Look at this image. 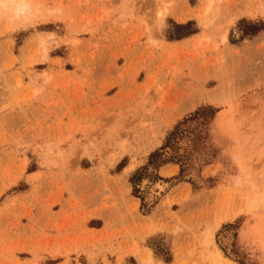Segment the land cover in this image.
<instances>
[{
    "label": "rangeland",
    "instance_id": "obj_1",
    "mask_svg": "<svg viewBox=\"0 0 264 264\" xmlns=\"http://www.w3.org/2000/svg\"><path fill=\"white\" fill-rule=\"evenodd\" d=\"M25 1L0 5V264H264V0ZM128 198L174 237L78 231Z\"/></svg>",
    "mask_w": 264,
    "mask_h": 264
},
{
    "label": "crops",
    "instance_id": "obj_2",
    "mask_svg": "<svg viewBox=\"0 0 264 264\" xmlns=\"http://www.w3.org/2000/svg\"><path fill=\"white\" fill-rule=\"evenodd\" d=\"M155 146H153L152 148H154ZM129 163L124 168H126ZM139 166L140 164L137 163L136 167L128 171L126 175L134 172L135 169H137ZM178 172V166L172 163L164 164L158 170L159 176L163 179L172 178L177 175ZM124 200L125 201L119 200V203H117L116 207L112 206L107 210L101 209V207L98 205V208L100 209L93 214H89L87 218H84L83 225L78 229V231L80 232L82 230L83 234H89L90 232H92L91 234L93 235L95 233L98 235L120 234L123 241H130V248H133L134 242H136L140 247V244L144 240V238H148L150 236H153L154 234H158L163 232L164 230H168L165 229V227H160V214L163 210H165L163 209V207H160L159 205L158 207L154 208L149 215L144 216L139 213V210H135L138 204L135 199L128 198ZM92 209H96V206H94ZM90 223L97 224L95 226H89ZM139 230H142L141 234L137 233ZM168 231L169 238L172 239L174 237V233L171 229H169Z\"/></svg>",
    "mask_w": 264,
    "mask_h": 264
},
{
    "label": "trees",
    "instance_id": "obj_3",
    "mask_svg": "<svg viewBox=\"0 0 264 264\" xmlns=\"http://www.w3.org/2000/svg\"><path fill=\"white\" fill-rule=\"evenodd\" d=\"M190 25H191V22H188L184 25H174L173 28L177 31V33L173 34V35H169V40H180V39H183L185 37H189V36L193 35L195 33V31L189 30ZM259 30H260V28L258 25H253L252 30L250 31V34H255ZM213 115H214V111L211 108H203V109H199L198 111H196L190 118L185 119L182 123H179V124H177V126H175V128L166 137L165 144L161 148V150L166 148L171 140L175 139L176 135L178 134L179 127L183 123H185L187 120H193V119H196L197 117H205V116L212 118ZM155 154L156 153L151 154L150 157L153 158Z\"/></svg>",
    "mask_w": 264,
    "mask_h": 264
},
{
    "label": "bare ground",
    "instance_id": "obj_4",
    "mask_svg": "<svg viewBox=\"0 0 264 264\" xmlns=\"http://www.w3.org/2000/svg\"><path fill=\"white\" fill-rule=\"evenodd\" d=\"M212 3H213V0L211 1L210 4ZM0 5L3 6L5 9H12V11L14 12L13 17L15 18L26 17L27 15L32 14L31 13L32 7L25 0H7V1H4V3ZM158 16L161 17L162 13L160 12ZM254 205H256L255 206L256 209L264 208V200L262 202L255 201Z\"/></svg>",
    "mask_w": 264,
    "mask_h": 264
},
{
    "label": "clouds",
    "instance_id": "obj_5",
    "mask_svg": "<svg viewBox=\"0 0 264 264\" xmlns=\"http://www.w3.org/2000/svg\"><path fill=\"white\" fill-rule=\"evenodd\" d=\"M4 3V0H0V4H3Z\"/></svg>",
    "mask_w": 264,
    "mask_h": 264
}]
</instances>
